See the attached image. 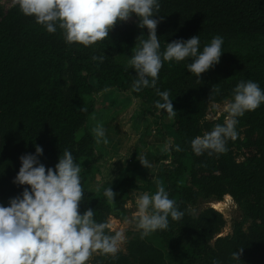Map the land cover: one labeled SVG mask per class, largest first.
Listing matches in <instances>:
<instances>
[{"label":"trees","instance_id":"obj_1","mask_svg":"<svg viewBox=\"0 0 264 264\" xmlns=\"http://www.w3.org/2000/svg\"><path fill=\"white\" fill-rule=\"evenodd\" d=\"M155 15L163 17L157 28L161 50L166 43L194 35L200 36L201 50L217 35L224 39L219 64L200 80L187 72L190 61L165 62L159 73L157 88L170 92L177 113L171 118L172 146L156 161L167 163L163 187L184 216L170 219L167 230L147 237L136 230L126 253H97L93 264H212L214 259L234 264L231 254L241 248V264H264V104L238 118V136L227 141L226 152L196 155L191 148L194 137L223 124L225 116L208 122V114L213 105L231 99L239 81L251 79L264 88V0H160ZM138 25L139 19L136 26L117 23L110 53H105L99 42L84 47L66 43L61 30L47 33L19 4L6 14L0 8V204L7 205L23 191L13 180L20 157L34 154L35 146L42 147L40 160L46 167H54L65 149L81 162L93 143L90 135L80 140L77 135L95 112L94 98L101 93L131 92L153 116L165 120L168 114L155 107L160 99L156 89L133 91V69L114 60L135 49L142 33L147 38V29ZM234 41L246 47L230 56ZM93 56H103V62ZM80 177L84 188L86 179ZM112 190L117 196L110 203L85 193L80 211L94 209L97 222L125 220L128 202L157 191L151 181L142 184L133 177L120 180ZM227 196L250 222L247 230L238 224L232 235L221 237L227 225L222 213L214 208L198 217L189 213L190 204L221 203Z\"/></svg>","mask_w":264,"mask_h":264},{"label":"clouds","instance_id":"obj_2","mask_svg":"<svg viewBox=\"0 0 264 264\" xmlns=\"http://www.w3.org/2000/svg\"><path fill=\"white\" fill-rule=\"evenodd\" d=\"M19 9L25 16L34 18L47 33L61 30L66 43L84 47L105 41L117 23L135 15L139 19L138 27L147 29V38H142L143 33L140 35L139 45L128 61L134 72L133 91L156 89L160 99L155 107L166 112L169 118L177 113L170 92L157 88L164 63L190 61L187 72L200 80L202 74L219 64L224 53V39L219 35L202 50L199 35L166 43V48L161 50L157 28L163 17L155 15L160 9V0H19ZM92 59L103 62L104 57ZM262 104L264 88L251 79L239 81L231 99L224 101L223 124L217 123L212 130L191 140L194 153L226 152L227 141L238 136V118ZM90 118L96 119L94 115ZM92 134L97 142L103 139L107 143L100 122L95 123ZM42 155L43 149L37 145L34 154L20 157L21 166L13 184L21 186L23 191L10 198L7 205L0 204V264H88L94 253L116 256L127 240L126 233L113 232L109 223L97 222L92 208L80 212L86 192L80 177L82 167L72 152L65 149L54 167L41 163ZM103 195L114 202L117 193L108 186ZM183 216L177 202L160 186L155 193L139 196L132 219L125 223H133L143 238L167 230L170 219L179 221ZM242 252L243 248L231 254L234 264H241ZM212 264L222 262L214 259Z\"/></svg>","mask_w":264,"mask_h":264},{"label":"rangeland","instance_id":"obj_3","mask_svg":"<svg viewBox=\"0 0 264 264\" xmlns=\"http://www.w3.org/2000/svg\"><path fill=\"white\" fill-rule=\"evenodd\" d=\"M18 4L19 0H0V8L5 14ZM128 23L136 26L137 17L133 15ZM111 37L110 32L105 41L97 44L101 51L110 53L109 43L113 41ZM245 47L239 41H234L233 47L228 50V55L234 56L236 53H243ZM134 50L132 49L127 54L117 55L114 60L122 67L131 68L128 61L134 54ZM94 99L96 108L91 116L94 115L96 119L89 118L83 130L77 135L78 140L90 135L91 143H93V147L87 150L80 162L82 167L80 176L84 175L86 179L84 191L93 195L94 198L107 200L103 195L104 189L108 186L113 188L120 180L129 177H133L142 184L151 181L156 190L163 186L165 177L163 170L167 163L157 164L156 159L163 156L165 145H167V149L170 148L175 139L171 118L167 115L162 121L153 116L143 102L131 92L123 93L113 89L101 93ZM223 104L211 107L207 118L208 122L226 116ZM97 121L105 129L107 143H104L103 139L97 142L92 134V128ZM207 208L216 209L224 215L227 221L221 237L232 235L238 224H243L245 230L250 227V222L245 219L241 209L232 198H225L221 203L199 200L189 205V213L192 217H198ZM126 210L125 220L112 217L109 221L113 232L123 230L127 236V240L122 244L117 254L126 253L131 234L136 231L133 223H125L126 220L130 221L134 215L135 202H128ZM96 256L97 253H94L88 264H93Z\"/></svg>","mask_w":264,"mask_h":264},{"label":"bare ground","instance_id":"obj_4","mask_svg":"<svg viewBox=\"0 0 264 264\" xmlns=\"http://www.w3.org/2000/svg\"><path fill=\"white\" fill-rule=\"evenodd\" d=\"M226 198H227V199H231V197H230V196H227Z\"/></svg>","mask_w":264,"mask_h":264}]
</instances>
